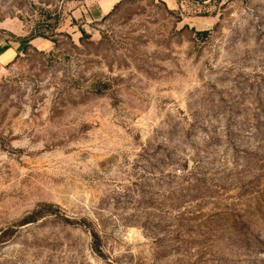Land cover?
I'll return each instance as SVG.
<instances>
[{
	"label": "rangeland",
	"instance_id": "1",
	"mask_svg": "<svg viewBox=\"0 0 264 264\" xmlns=\"http://www.w3.org/2000/svg\"><path fill=\"white\" fill-rule=\"evenodd\" d=\"M0 264H264V0H0Z\"/></svg>",
	"mask_w": 264,
	"mask_h": 264
},
{
	"label": "crops",
	"instance_id": "2",
	"mask_svg": "<svg viewBox=\"0 0 264 264\" xmlns=\"http://www.w3.org/2000/svg\"><path fill=\"white\" fill-rule=\"evenodd\" d=\"M117 1L118 0H92V3H96L98 11L101 13V15H104Z\"/></svg>",
	"mask_w": 264,
	"mask_h": 264
},
{
	"label": "trees",
	"instance_id": "3",
	"mask_svg": "<svg viewBox=\"0 0 264 264\" xmlns=\"http://www.w3.org/2000/svg\"><path fill=\"white\" fill-rule=\"evenodd\" d=\"M203 33H205V32H203ZM39 215H42V214L40 213ZM34 220H35V216H31V217L25 219L23 221V224L31 223ZM92 237L94 239V243H93L94 250L99 251V247H98V243H97L99 241V238H98L97 234L95 232H92Z\"/></svg>",
	"mask_w": 264,
	"mask_h": 264
}]
</instances>
